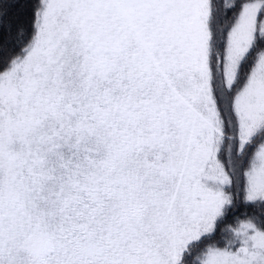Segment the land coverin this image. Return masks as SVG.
Masks as SVG:
<instances>
[{"label":"snow or ice","instance_id":"1","mask_svg":"<svg viewBox=\"0 0 264 264\" xmlns=\"http://www.w3.org/2000/svg\"><path fill=\"white\" fill-rule=\"evenodd\" d=\"M0 264H264V0H0Z\"/></svg>","mask_w":264,"mask_h":264}]
</instances>
